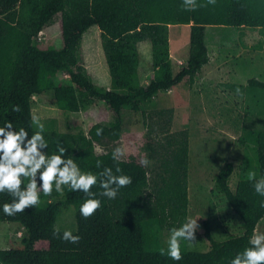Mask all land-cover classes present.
I'll return each instance as SVG.
<instances>
[{"label": "trees", "instance_id": "obj_1", "mask_svg": "<svg viewBox=\"0 0 264 264\" xmlns=\"http://www.w3.org/2000/svg\"><path fill=\"white\" fill-rule=\"evenodd\" d=\"M187 9L184 0H0V126L11 120L14 127H24L29 135L37 131L32 123L34 95L51 91L56 105L63 111L77 112L84 99L94 97L106 102L115 113L108 125L94 124L84 132H62L46 124L44 138L47 151L66 148L65 155L84 171L99 173L104 167H119L132 182L119 189L115 199L100 195L99 184L92 186L101 205L85 218L79 207L87 198L83 192L64 186L62 193L40 192V203L8 216L0 211V221L15 222L26 231L21 246L0 248V264H229V260L248 246L262 219L264 197L254 191V180L244 174L236 188L230 186L234 164L216 175V187L224 193L232 210L242 222L243 232L222 241L216 240L209 220L196 233L209 241L206 251L181 246V259L167 255L162 244L164 229L179 227L189 210V132H175L170 143L169 176L164 186L150 185L148 170L134 159L114 161L115 148L109 143L121 137L122 108L141 111L144 104L162 90L173 89L182 82L193 84L202 67L210 61L206 42L207 25L244 26L264 29V0H195ZM54 23L60 24L64 45L61 49L42 48L38 35ZM190 26V48L186 65L175 72L170 55L169 25ZM92 25L101 30L103 48L111 76V88L95 84L80 63L78 47L83 34ZM149 41L152 48L151 73L142 82L139 44ZM69 76L57 82L58 72ZM251 93H264V81L250 78L244 86ZM261 90V91H260ZM264 105V102H262ZM19 106V111H12ZM172 111V110H168ZM99 130V132H98ZM255 150L258 179L264 174V129H245L238 139ZM96 144L106 146L98 154ZM97 161L100 166L97 167ZM21 187L27 183L22 178ZM10 194L0 192V205L11 202ZM65 205H74L79 235L77 243L54 234Z\"/></svg>", "mask_w": 264, "mask_h": 264}, {"label": "rangeland", "instance_id": "obj_2", "mask_svg": "<svg viewBox=\"0 0 264 264\" xmlns=\"http://www.w3.org/2000/svg\"><path fill=\"white\" fill-rule=\"evenodd\" d=\"M208 33L215 36L219 31L223 40L210 39L207 43L210 62L204 65L193 84L182 82L171 91L162 90L144 104L141 111L122 108L123 124L121 137L108 144L122 148L120 159H134L140 163L142 157L150 161L144 165L148 170L150 185L164 186L169 176V157L175 132H189V216H198V229L204 220H209L216 240H224L243 232L241 219L229 206L224 193L216 187V175L228 162L234 164L230 186L236 188L244 174L254 173L257 167L255 150L251 144L238 141L245 129H264V93H251L248 89L230 87L228 84L246 85L250 78L264 81V29L228 25H207ZM38 44L42 48L61 49L64 45L59 23L45 28ZM170 47L176 57L187 59L190 48V27L175 24L169 29ZM142 56L140 75L142 82L148 81L151 73L152 48L149 41L139 44ZM80 63L86 68L90 79L97 85L110 89L111 76L107 64L101 30L92 25L83 34L78 47ZM173 60L175 72L185 64ZM57 82H67L69 76L58 72ZM261 91V90H260ZM33 116L44 125L54 124L62 132H84L96 123L108 125L115 113L105 101L90 97L83 101L77 112L61 110L51 91L34 95ZM172 110V111H168ZM106 146L96 144L98 154L106 152ZM42 192V191H41ZM57 228L77 231L76 209L65 205L57 220ZM171 229L161 232L162 244L167 248ZM256 232H264V219ZM26 231L18 223L0 221V248L21 246ZM193 251H206L209 241L195 233V239L181 241V246Z\"/></svg>", "mask_w": 264, "mask_h": 264}, {"label": "clouds", "instance_id": "obj_3", "mask_svg": "<svg viewBox=\"0 0 264 264\" xmlns=\"http://www.w3.org/2000/svg\"><path fill=\"white\" fill-rule=\"evenodd\" d=\"M215 0H209L214 3ZM187 9L196 7L195 0H184ZM19 106H13L12 111H19ZM32 123L37 131L29 135L24 127L16 128L11 120H6L0 126V192L7 191L12 197L11 202L0 205V211L12 216L25 211L26 208L40 203V192L50 195L53 190L57 193L64 191L68 186L72 191H80L87 197L79 207L80 215L87 218L101 205L92 191V186L99 184L103 189L100 195L115 199L119 189L130 184V176L122 174L117 167L115 173L111 167H104L99 173L84 171L70 155H65L66 148L57 146L55 152L49 153L48 143L44 138L45 126L39 117L33 116ZM99 132V130H98ZM122 148H115L112 153L114 161L123 156ZM142 165L150 163L147 157L140 160ZM100 162L97 161V167ZM22 178L27 183L22 185ZM254 180V191L264 197V174L258 179L255 173H249ZM264 206V200L260 201ZM198 216H189L180 224L170 230L167 239V255L173 260L181 259V241L192 242L198 228ZM59 234V229L54 230ZM60 238L70 243H77L79 235L65 229ZM229 264H264V232H256L249 237L248 246L237 252Z\"/></svg>", "mask_w": 264, "mask_h": 264}, {"label": "crops", "instance_id": "obj_4", "mask_svg": "<svg viewBox=\"0 0 264 264\" xmlns=\"http://www.w3.org/2000/svg\"><path fill=\"white\" fill-rule=\"evenodd\" d=\"M172 25H169V29H170V27H171ZM187 26H189V25H187ZM190 27V26H189ZM241 27H244V26H241ZM223 35L218 31L217 32V34L215 35V36H211V35H209V33H208V29L206 28V42L208 43L209 42V40L210 39H213V40H215L216 41V43L217 42H220V41H222L223 40V37H222ZM169 42H170V37H169ZM210 43V42H209ZM171 44V43H170ZM170 55H171V58L172 59H175V61H177V63L179 62V61H183L184 60V62H186L187 61V59H183V58H179V57H176L174 54H173V51H172V49H171V47H170ZM188 57V56H187ZM172 62H173V60H172ZM210 62V61H209ZM172 89H170V90H168V93H169V91H171ZM188 192H189V200H191V198H190V187H188ZM241 224H242V222H241ZM256 230H257V228H256ZM255 233H256V231H255Z\"/></svg>", "mask_w": 264, "mask_h": 264}, {"label": "built area", "instance_id": "obj_5", "mask_svg": "<svg viewBox=\"0 0 264 264\" xmlns=\"http://www.w3.org/2000/svg\"><path fill=\"white\" fill-rule=\"evenodd\" d=\"M43 31H41L38 35V40H41V35H42ZM181 64H185L186 65V62H180Z\"/></svg>", "mask_w": 264, "mask_h": 264}]
</instances>
